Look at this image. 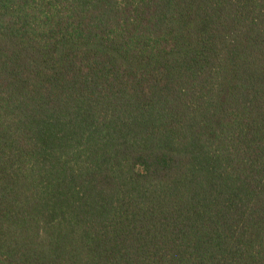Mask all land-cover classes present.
<instances>
[{
    "label": "trees",
    "instance_id": "1",
    "mask_svg": "<svg viewBox=\"0 0 264 264\" xmlns=\"http://www.w3.org/2000/svg\"><path fill=\"white\" fill-rule=\"evenodd\" d=\"M0 264H264V0H0Z\"/></svg>",
    "mask_w": 264,
    "mask_h": 264
}]
</instances>
